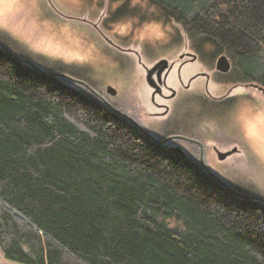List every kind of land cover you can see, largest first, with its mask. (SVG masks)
<instances>
[{
	"label": "trees",
	"instance_id": "obj_1",
	"mask_svg": "<svg viewBox=\"0 0 264 264\" xmlns=\"http://www.w3.org/2000/svg\"><path fill=\"white\" fill-rule=\"evenodd\" d=\"M146 3L196 53L210 46L214 59L226 55L227 82L264 87V0ZM0 41L100 91L87 71L35 55L3 31ZM193 147L194 157L175 155L85 86L0 47L1 253L21 264H264V203L217 183ZM216 174L264 197L247 179Z\"/></svg>",
	"mask_w": 264,
	"mask_h": 264
},
{
	"label": "flooded vegetation",
	"instance_id": "obj_2",
	"mask_svg": "<svg viewBox=\"0 0 264 264\" xmlns=\"http://www.w3.org/2000/svg\"><path fill=\"white\" fill-rule=\"evenodd\" d=\"M159 20L161 19L155 12L151 16L147 12L138 16L137 23L132 22L130 33L125 38L127 40L132 38L139 45L138 48H135L134 44L129 48H123L110 41L112 49L100 48L104 56L114 61V64L108 66L117 68L119 73L123 74L126 89L124 93L113 83L99 82L92 70L75 67L76 70L87 71L88 77H91L98 85L99 93L103 97L109 102L111 99L114 103L123 106L129 113L128 116L156 139L165 140L171 136H178L179 138H173L167 142L166 146L170 152L174 153L171 149L180 147L186 155L182 158L194 157L196 150L193 145L196 144L180 138L185 137L198 140L203 144L204 159L209 165L212 162L231 159H235L236 163L251 162L254 159V154L249 153L251 146L244 132L235 126V118L232 114L233 110L236 111L242 103L258 108L261 97L264 108V87H253L254 84L247 83H226L222 79L225 77L216 69V62L213 67V62H209L204 65L205 68L208 66L207 69L197 70L196 62L200 59L199 53L194 51L184 36L183 44L176 43L180 35L178 30L170 23L163 20L161 23ZM163 24L169 28H163L165 37L162 42H153L145 37L147 31L152 32L157 25L163 27ZM158 47L164 48V51L150 58L149 51L157 50ZM144 49L147 57L143 55ZM161 59L168 60L166 68L152 71ZM77 79L88 83L84 79ZM219 85L225 86L226 89L223 93L217 94L214 88ZM109 86L114 88L115 94L107 92ZM110 104L112 105L111 102ZM197 146L200 155V146ZM235 148L237 150L228 155ZM221 156L225 158L220 160ZM217 171L216 173H224L228 177L236 173L230 169ZM238 182L241 184L240 180Z\"/></svg>",
	"mask_w": 264,
	"mask_h": 264
},
{
	"label": "rangeland",
	"instance_id": "obj_3",
	"mask_svg": "<svg viewBox=\"0 0 264 264\" xmlns=\"http://www.w3.org/2000/svg\"><path fill=\"white\" fill-rule=\"evenodd\" d=\"M127 1L36 0L33 3L31 0H22L21 3L0 4V12L3 13V26H0V30L8 33L19 46L33 54L40 55L49 61L60 62L74 69L75 67L77 69L85 67L87 70L93 71V75L99 82L102 84L113 83L124 93L126 89L123 74L119 73L117 68L109 67L114 64V61L104 56L100 48L110 50L112 49L110 43H116L123 48H129L134 44V47L138 48L139 45L132 38L127 40L125 36L129 35L132 22H138V16L147 12L151 16L153 12H156L147 8L146 0H132L129 13L117 16ZM156 16L158 15L156 14ZM159 21L162 23L164 20ZM163 28L168 29L169 26L157 25L154 31H147L145 37L153 42H162L165 37ZM176 43L183 44L182 34L179 35ZM209 50L212 48L207 46L203 52L199 53L200 59L196 62L197 70L207 69L208 66L205 68L204 65L209 62H213V67L220 56L214 59L212 51L209 52ZM161 51H164V48L158 47L157 50H150L149 57L157 56ZM143 55H146L145 49ZM222 79L229 83L227 79ZM225 89V86L219 85L214 88V92L220 94ZM259 100L261 104L258 108L254 107V109L250 105L242 103L236 111L233 110L232 114L235 118V126L244 132L251 146L249 153L254 154L255 160L237 163L235 159L212 162L211 168L216 171L230 169L236 172L234 178L237 181L240 180V183L244 184L247 179L255 184V190L264 194V157L260 155L259 140H256L255 143L249 141L246 131V122L264 112L262 97ZM0 264L21 263L6 259L0 251Z\"/></svg>",
	"mask_w": 264,
	"mask_h": 264
},
{
	"label": "water",
	"instance_id": "obj_4",
	"mask_svg": "<svg viewBox=\"0 0 264 264\" xmlns=\"http://www.w3.org/2000/svg\"><path fill=\"white\" fill-rule=\"evenodd\" d=\"M0 47L6 52L8 53L10 56H12L13 58H15L17 61H19L22 64H26L28 65L30 68L36 70L39 73H42L44 75L47 76H51V77H62L65 78L69 81H72L74 83L77 84H81L83 86H85L86 88H88L93 94H95L99 99H101L113 112H115L116 114L126 118L127 120H129L141 133H143L147 138H149L151 141H153L154 143H157L159 145H166L168 141H170L173 138H179L178 136H171L165 140H158L155 137H153L148 131H146L142 126H140L134 119H132L131 117H129L128 115L122 113L121 111L117 110L115 107H113L110 102L103 97L99 92H97L93 87H91L88 83H86L83 80L77 79L75 77H72L66 73H60V72H49L46 70H43L41 68H39L35 63H33L30 60H27L25 58L19 57L18 55H16L15 53H13L5 44H3L0 41ZM194 58H196V56H194ZM168 63L167 59H161L160 61H158L156 63V65L153 67L152 71L154 70H163L166 68ZM216 69L218 71H220L221 73H228L231 69V63L230 60L228 59V57L224 54L220 55L216 61ZM258 85H253V87H256ZM107 92L109 94H115V90L114 88H112L111 86L107 87ZM183 139H187L197 145L200 146V163L202 168L220 185H222L223 187H225L226 189H228L230 192H232L233 194H235L236 196L240 197V198H244V199H250V200H255V201H259L261 203H264V198L260 197V196H256V195H250V194H245V193H241L236 191L235 189H233L232 187H230L226 182H224L215 172H213L205 163V159H204V146L203 144L198 141V140H194V139H189V138H185V137H180ZM175 154L181 156V157H186L185 153L182 151V149L180 147H175L171 149ZM237 149L235 148L234 150H232L231 152H229L228 155L234 153ZM225 157L221 156L220 160L224 159Z\"/></svg>",
	"mask_w": 264,
	"mask_h": 264
},
{
	"label": "snow or ice",
	"instance_id": "obj_5",
	"mask_svg": "<svg viewBox=\"0 0 264 264\" xmlns=\"http://www.w3.org/2000/svg\"><path fill=\"white\" fill-rule=\"evenodd\" d=\"M21 3L22 0H0V4ZM35 3L36 0H31ZM0 26H3V13L0 12ZM246 131L249 141L255 143L259 140L260 155L264 157V112L259 113L246 122Z\"/></svg>",
	"mask_w": 264,
	"mask_h": 264
},
{
	"label": "bare ground",
	"instance_id": "obj_6",
	"mask_svg": "<svg viewBox=\"0 0 264 264\" xmlns=\"http://www.w3.org/2000/svg\"><path fill=\"white\" fill-rule=\"evenodd\" d=\"M92 87V86H91Z\"/></svg>",
	"mask_w": 264,
	"mask_h": 264
}]
</instances>
